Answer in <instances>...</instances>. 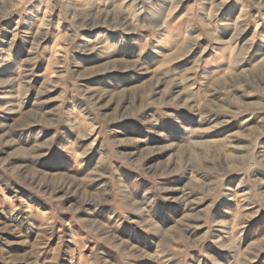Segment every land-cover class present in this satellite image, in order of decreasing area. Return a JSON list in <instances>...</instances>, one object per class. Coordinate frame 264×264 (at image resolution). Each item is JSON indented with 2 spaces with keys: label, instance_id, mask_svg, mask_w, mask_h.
Masks as SVG:
<instances>
[{
  "label": "rangeland",
  "instance_id": "rangeland-1",
  "mask_svg": "<svg viewBox=\"0 0 264 264\" xmlns=\"http://www.w3.org/2000/svg\"><path fill=\"white\" fill-rule=\"evenodd\" d=\"M0 264H264V0H0Z\"/></svg>",
  "mask_w": 264,
  "mask_h": 264
}]
</instances>
